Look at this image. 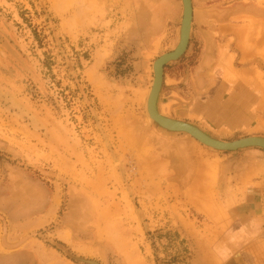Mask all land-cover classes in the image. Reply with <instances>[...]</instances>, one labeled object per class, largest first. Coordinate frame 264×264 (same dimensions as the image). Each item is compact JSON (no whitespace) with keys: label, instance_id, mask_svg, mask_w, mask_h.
Returning a JSON list of instances; mask_svg holds the SVG:
<instances>
[{"label":"rangeland","instance_id":"1","mask_svg":"<svg viewBox=\"0 0 264 264\" xmlns=\"http://www.w3.org/2000/svg\"><path fill=\"white\" fill-rule=\"evenodd\" d=\"M174 1L0 0V264H264V230L225 247L259 165L239 155L264 168V149L148 118L154 63L180 41ZM195 1L207 35L165 66L160 113L264 137V0Z\"/></svg>","mask_w":264,"mask_h":264},{"label":"crops","instance_id":"2","mask_svg":"<svg viewBox=\"0 0 264 264\" xmlns=\"http://www.w3.org/2000/svg\"><path fill=\"white\" fill-rule=\"evenodd\" d=\"M200 1V0H199ZM193 2V26H192V36L193 34H197L199 38L202 40L207 35V30L202 28L203 22L199 21V19H206L207 16H203L200 18H197L196 12L197 10L203 11L205 8L200 7V2H196L195 0H192ZM208 2V1H207ZM203 3V2H202ZM175 6V17L179 18V26L178 31L180 33L181 30V24L183 19V7L178 1H174ZM207 8V7H206ZM225 16L222 18V23L225 26ZM165 77H167V73H165ZM184 114V112H183ZM196 114L194 107L189 108L188 113L184 115V117H181L180 119L184 121H188L187 116H191L194 118H201L204 120L207 125H209L211 128L215 129L214 127H220V124H211L209 121L210 119L205 117L204 115ZM193 123V121H192ZM223 125V123H221ZM224 125H227L224 124ZM240 159L243 160L242 163H251L252 159L258 160V169L256 173H249L248 181L245 186L241 187L240 195L235 198V202L230 205L227 213L232 218V221L235 224V229L233 230L232 236L225 241L228 243L227 247L228 253L226 256L232 257L234 254H237L235 252V243H256V235L259 234V232H262L264 230V168H263V158L257 151H245L244 153H240L239 155ZM247 177L246 175H244ZM232 263V262H231ZM233 264V263H232Z\"/></svg>","mask_w":264,"mask_h":264},{"label":"water","instance_id":"3","mask_svg":"<svg viewBox=\"0 0 264 264\" xmlns=\"http://www.w3.org/2000/svg\"><path fill=\"white\" fill-rule=\"evenodd\" d=\"M182 3L183 19L180 31V41L173 51L161 55L154 63V81L148 97V112L150 116L163 129L171 132L187 133L202 144L217 151L233 152L247 148L264 149V137L249 136L229 142L222 141L213 138L208 133L191 123L166 117L159 112L157 103L164 82L165 66L170 62L179 60L185 54L191 38L193 24V2L192 0H182ZM76 259L89 264H98L94 261H87L78 258Z\"/></svg>","mask_w":264,"mask_h":264},{"label":"bare ground","instance_id":"4","mask_svg":"<svg viewBox=\"0 0 264 264\" xmlns=\"http://www.w3.org/2000/svg\"><path fill=\"white\" fill-rule=\"evenodd\" d=\"M181 31V30H180ZM153 86V85H152ZM148 99V98H147ZM146 100V99H145ZM147 112H148V100H147ZM157 106H158V103H157ZM159 110V109H158ZM160 112V111H159ZM162 114V113H161ZM163 115V114H162ZM165 116V115H164ZM166 117H168V116H166ZM148 118L150 119V120H153V118L150 116V114H149V112H148ZM169 118H171V117H169ZM172 119H174V118H172ZM175 120H178V119H175ZM154 121V120H153ZM181 121V120H180ZM155 122V121H154ZM156 123V122H155ZM171 132V131H170ZM194 138V137H193ZM198 141V140H197ZM201 143V142H200Z\"/></svg>","mask_w":264,"mask_h":264}]
</instances>
